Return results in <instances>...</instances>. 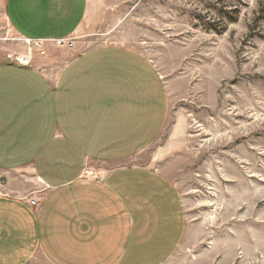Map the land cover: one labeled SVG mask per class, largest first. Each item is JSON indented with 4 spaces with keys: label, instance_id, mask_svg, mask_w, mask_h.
Wrapping results in <instances>:
<instances>
[{
    "label": "crops",
    "instance_id": "obj_1",
    "mask_svg": "<svg viewBox=\"0 0 264 264\" xmlns=\"http://www.w3.org/2000/svg\"><path fill=\"white\" fill-rule=\"evenodd\" d=\"M87 3L0 0V13L23 40L62 39ZM58 54L55 74L0 62V264L166 263L184 236L181 199L134 159L165 117L157 72L120 46L75 40ZM29 178L46 190L36 204L17 194Z\"/></svg>",
    "mask_w": 264,
    "mask_h": 264
},
{
    "label": "rangeland",
    "instance_id": "obj_2",
    "mask_svg": "<svg viewBox=\"0 0 264 264\" xmlns=\"http://www.w3.org/2000/svg\"><path fill=\"white\" fill-rule=\"evenodd\" d=\"M62 39L39 47L0 13V62L55 74L58 53L81 40L135 51L163 84L161 130L134 159L181 199L183 240L164 264H264V0H88L78 33ZM37 181L17 194L38 203Z\"/></svg>",
    "mask_w": 264,
    "mask_h": 264
},
{
    "label": "built area",
    "instance_id": "obj_3",
    "mask_svg": "<svg viewBox=\"0 0 264 264\" xmlns=\"http://www.w3.org/2000/svg\"><path fill=\"white\" fill-rule=\"evenodd\" d=\"M64 40L65 39H59V40H56V42L58 43V44H63L64 43ZM42 41H44V40H42V39H38V40H36V44L40 47V44H42ZM68 41V40H67ZM66 44H69V42L68 43H66ZM70 44H72V43H70ZM67 46H71V45H67ZM41 53H43V52H45L44 51V49H41V51H40ZM44 54V53H43Z\"/></svg>",
    "mask_w": 264,
    "mask_h": 264
}]
</instances>
